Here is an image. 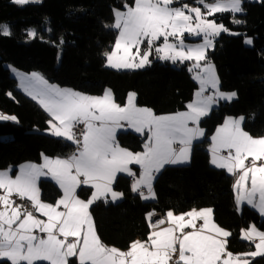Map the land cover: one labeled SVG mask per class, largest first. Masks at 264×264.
Here are the masks:
<instances>
[{"label": "snow or ice", "instance_id": "1", "mask_svg": "<svg viewBox=\"0 0 264 264\" xmlns=\"http://www.w3.org/2000/svg\"><path fill=\"white\" fill-rule=\"evenodd\" d=\"M12 2L25 6L40 0ZM173 3L174 0H135V7L125 5L126 12L114 9L116 22L110 27L118 29L119 35L113 49L104 55L106 65L116 69L143 68L152 62L150 57L154 54L160 60L173 63L196 61L194 67L200 72L194 79L200 82L201 88L185 112L155 116L150 109L136 107L135 93H130L127 104L120 106L115 103L111 90H105L102 97H92L48 85L37 73L30 78L22 77L24 90L51 115L48 121L51 134L77 144L78 154L68 159L45 157L43 165L23 167L14 179L8 172L0 171V190H3L0 204L5 209L0 211V261L4 264H71L70 258L74 257L78 264H172L177 252L175 264H250L248 259L228 251L232 233L212 222L211 208L191 209L179 215L168 210L166 219L158 220H153L155 211L146 213L151 229L148 239L132 241L126 252L103 244L89 213L90 205L105 193H110L113 201L123 196L113 190L112 184L118 173L135 175L129 167L131 164L141 169L132 191L138 192L142 200L155 199L153 181L165 165L190 162L193 141L204 135L201 118L209 115L218 100L231 101L237 96L236 92L220 91L215 66L208 62L206 53V49L213 47V38L230 30L207 17L223 12L242 13V0H215L214 3L198 0L206 11L187 4L177 8ZM233 23L243 24L244 21L233 19ZM185 34H203L204 43L186 47ZM0 35H11L8 25L0 24ZM28 35L31 38L36 33L28 30ZM170 37L178 43L169 42ZM161 38L163 44L157 45L156 41ZM245 43L251 45L252 38L247 37ZM201 61L205 64L201 65ZM208 89L214 91L205 95ZM243 120L244 117H228L217 128L212 137L210 162L238 175L233 185L238 203L246 201L264 216V137L254 138L244 131ZM0 121L19 122L16 116L4 114H0ZM122 121L137 133L145 134L147 130L143 152L133 153L116 142ZM190 123L193 126L190 127ZM78 124L84 125L80 136L74 131ZM177 142L181 146L179 150L173 147ZM221 149L228 150V155H219ZM49 175L63 193L55 205L42 202L37 187V180ZM249 180L250 188L246 187ZM81 185L95 189L87 201L77 195ZM145 188L147 194L143 191ZM13 195L21 201H30L33 211L12 200ZM60 206L64 210H58ZM36 213L47 219L38 218ZM197 220L203 223L197 225ZM165 224L168 226L160 227ZM189 228L192 231H186ZM37 231L44 235H36ZM241 231L243 240H259L256 251L244 255L264 257V231L254 225ZM69 237L74 238L73 242H67Z\"/></svg>", "mask_w": 264, "mask_h": 264}, {"label": "trees", "instance_id": "2", "mask_svg": "<svg viewBox=\"0 0 264 264\" xmlns=\"http://www.w3.org/2000/svg\"><path fill=\"white\" fill-rule=\"evenodd\" d=\"M215 0H207L213 2ZM198 0H174L173 6L196 5ZM135 0H40L18 6L12 0H0V24L11 35H0V113L14 115L18 123L0 121V170L25 162H39L43 156H68L75 150L68 141L47 133L50 120L40 105L24 94L4 64L24 72H38L55 85L86 95L100 96L110 89L117 104L123 105L129 93H135L138 107L156 115L180 112L193 99L197 83L185 64L176 67L154 61L145 69L116 71L106 67L105 53L112 50L118 31L114 9L132 7ZM244 13L216 14L212 19L232 33L220 34L207 55L220 81V90L236 92L230 102H219L204 117L200 126L205 134L193 145L190 162L168 165L154 181L156 198L144 201L134 194L130 181L120 176L114 188L123 194L121 201L99 200L90 208L97 235L103 244L126 249L135 240H147L150 233L146 213L176 214L191 209L211 208L215 222L232 233L228 251L250 253L254 245L240 238L243 228L255 226L264 231V219L249 206L236 210L232 176L210 164L208 146L216 128L226 117H244L243 128L254 137L264 136V0L245 2ZM233 19L244 21L233 23ZM108 25L109 27H105ZM28 30L36 35L29 37ZM253 43L247 46L245 39ZM61 40L63 43H61ZM118 143L134 152L141 151L144 137L120 133ZM41 198L52 203L60 197L52 182H40ZM90 188H81L78 196L86 199ZM71 264H78L75 258ZM0 264L4 262L0 261ZM45 264V263H38ZM250 264H264V257Z\"/></svg>", "mask_w": 264, "mask_h": 264}, {"label": "crops", "instance_id": "3", "mask_svg": "<svg viewBox=\"0 0 264 264\" xmlns=\"http://www.w3.org/2000/svg\"><path fill=\"white\" fill-rule=\"evenodd\" d=\"M132 7H135V3H134V5H133ZM121 11H122V12H126L127 9H125V10H121ZM115 21H116V17L114 16V22H115ZM118 35H119V31H118ZM162 41H163V38H161L160 40L156 41V44L159 43V45H161V44H163ZM114 45H115V44H114ZM114 45H113V47H114ZM113 47H112V49H113ZM110 68H112V67H110ZM113 69H116V68H113ZM9 71H10V74L12 73V74L14 75V78L16 79V81H17V83H18V88H19L24 94H26L27 96H29L30 98H32V96H30V95L24 90L23 82H22V77H29V78H30V77H31V74H33V73H37V74H39L40 77H42L44 80H46L45 77H44L43 75H41L40 73H38V72L24 73V72H21V71L15 69V68H14V70H12V72H11V70H9ZM46 81H47V80H46ZM47 82H48V81H47ZM48 85H54V86H56V87H58V88H60V89H68V88H63V87H60V86H58V85L52 84V83H50V82H48ZM197 85H198V89H200V88H201V84L197 82ZM38 87H39V86H38ZM106 90H110V89H106ZM199 91H200V90H199ZM220 91H221V90H220ZM74 92H76V91H74ZM78 93H80V92H78ZM225 93H226V92H225ZM230 93H231V92H230ZM81 94H82V93H81ZM104 94H105V91H104L103 94L100 95V96H94V95H87V96H92V97H102V96H104ZM111 94H112V91H111ZM129 94H130V93H129ZM129 94H128V96H127L126 102H125L123 105H120V106H125V105L127 104ZM84 95H86V94H84ZM205 95H206V93H205ZM112 97H113V99H114L113 94H112ZM195 97H196V94L194 93V95H193V99H192L189 103H192V102L194 101ZM32 99H33V98H32ZM234 99H235V98H234ZM33 100H34V99H33ZM35 101L38 103L37 100H35ZM114 101H115V100H114ZM219 102H230V101H229V100H218L217 103L214 104V105L212 106L211 110H212L213 108L217 107V105L219 104ZM115 103H116V102H115ZM189 103H188V104H189ZM38 104H39L40 107L45 111V113L48 115L49 119L51 120V119H52L51 115H50V114H49V113H48V112L42 107V105H41L40 103H38ZM134 104L136 105V107H138L137 104H136V97L134 98ZM188 104H187V105H188ZM138 108H141V107H138ZM141 109H144V108H141ZM185 111H187V106H186V109H185V110L180 111V112H185ZM176 113H178V112H176ZM153 114H154V113H153ZM172 114H175V113L164 114V115H163V114H162V115H156V114H154V115H155V116H166V115H172ZM226 118H228V117H226ZM226 118H225V119H226ZM232 118L237 119V118H239V117H232ZM202 119H203V118H201V120H202ZM225 119L223 120V122H222L218 127H220L221 125H223ZM244 120H245V118H244ZM244 120H243V122H242V128H243ZM97 123H98V122H97ZM121 123H122L123 127L117 129V132H116V142L118 143L117 138H118V135H119L120 133L131 132V133H133V134H135V135H137V136H140V137H144V138H145V141H144V144H143V148H142V150H141V151H138V152H143V151H144V145H145V143L147 142V137H148L147 130H145V134H140V133H137L134 129L128 127L127 122H123V121H122ZM189 126L191 127V126H193V125H191V123H190ZM200 127H201V126H200ZM218 127H217V128H218ZM49 128H50V125H49ZM201 128H202V127H201ZM217 128H216V130H217ZM202 129H203V128H202ZM203 130H204V129H203ZM216 130H215L214 133L212 134V136H211V138H210V144H209V146H208L209 160H210V161H211V159H212V151H211L212 146H213V140H212V137L216 135ZM243 130H244V128H243ZM244 131H245V130H244ZM47 133L50 134V135L53 136V137H56V136H54V135L51 134V132L49 131V129H48ZM204 134H205V131H204ZM251 136H252V135H251ZM252 137H254V136H252ZM260 137H264V136H258V137H254V138H260ZM56 138H61V139H64V140L68 141L66 138H63V137H56ZM203 138H204V135H203L202 137H199L198 139L194 140V141H193V145H194L195 143H197L198 141H202ZM68 142L71 143V144L74 146V148H75L74 152H73L72 154L68 155V156H56V157H47V156H43V157L40 159V161L37 162V163H36V162H25V163H22V164H20V165H18V166H16V167H9V168H7V169L0 170V171H6V172H8L9 176H11V177L14 179L15 176L18 175V174L20 173V171H21V169H22L23 167H27V166H30V165H37V166L43 165L44 162H45V157H47V158H49V159H53V160H55V159H57V158H60V159H68L69 157L73 156V154H78V146H77V144L73 143L72 141H68ZM118 144H119V143H118ZM175 145H178L177 150H179V148L181 147V146L179 145V143H178V142L175 143V144L173 145V147H174ZM193 145H192V148H193ZM119 146H120L121 148H125V147L121 146L120 144H119ZM125 149H127V148H125ZM128 150H129V149H128ZM129 151H131V150H129ZM191 151H192V149H191ZM131 152H133V153H137V152H134V151H131ZM219 155L227 156V155H228V150H226V149H221ZM190 156H191V154H190ZM248 159H249V161L251 160L250 157H249ZM187 163H188V162H187ZM187 163H184V164H177V165H185V164H187ZM258 163H259V162H258ZM210 164H211L213 167L217 168V167H216L215 165H213L211 162H210ZM169 165H171V164H169ZM165 166H168V165H165ZM129 167L132 169V171L135 173V175H134V176H129V175L126 174V173H118V174H117V178H116V180H115V181L113 182V184H112V188H113L114 191H116V189L114 188V185H115L117 179H118L120 176H125V177H127V178L129 179V181H130V188H131V191H132V185H133V183H134V180L137 179V178H139L140 173H141V169H140V166H139V165H135V164H131V165H129ZM219 169H220V168H219ZM223 170H225V172H226L227 174H229L230 176H232L233 185H234L235 182H236V180L238 179V175L233 179V176H234L233 174L228 173L226 169H223ZM45 171H47V169H45ZM157 176H158V175H157ZM81 179H82V178H81ZM42 180L50 181V182L54 183V184L59 188V185H58L54 180H52V178H51L50 175H49V176H42V177H40V178L37 180V187H38V189H39V193H40V182H41ZM154 181H155V179H154ZM154 181H153V188H154ZM250 186H251V183H250V180H249V181L246 182V187L250 188ZM83 187H85V188H90V189H91V194H90V196H89L88 198H86V199H83V198H81V197H79V196H78V197H79L80 199H82V200L87 201V200L91 197L92 192L95 191V189L92 188L91 185H86V186H85V185H81V186L77 189V195H78L79 190H80L81 188H83ZM59 190H60V197H59L58 199H60V198L62 197V195H63L62 190H61L60 188H59ZM143 191L145 192V194H147V189H146V188L143 189ZM116 192H118V191H116ZM132 192H133V191H132ZM119 193H121V192H119ZM133 193L136 194V195H139L138 192H133ZM233 195H234V200H235L236 210H237L238 213H240V211H241V209H242L243 206H249V207H251L252 209H254V210L259 214V216H260L262 219H264V216H261V214L259 213V211H258L257 209H255V208H253L251 205H249L246 201H240V202L238 203V201H237V192L234 190V188H233ZM139 196H140V195H139ZM256 198H257V199L259 198V193H257V197H256ZM40 199H41L42 202H45V201L42 200V198H41V194H40ZM58 199H57V200H58ZM121 199H122V197H120L118 200H121ZM57 200L54 201V202H52V203H49V202H45V203H49V204H53V205H55L56 202H57ZM99 200H104V201H109V202L113 201L112 198H111V194H110V193H105L103 196H101V197H100L98 200H96L94 203H96V202L99 201ZM118 200H116V201H118ZM153 200H154V199H149V200H144V201H153ZM29 202H30V201H29ZM30 203H31V202H30ZM94 203H93V204H94ZM93 204H92V205H93ZM92 205H90V207H89V213H90V208H91ZM204 209H207V208H204ZM3 210H5V209H4V206H3L2 204H0V211H3ZM58 210H61V211L64 210V209H63V206H60V208H59ZM197 210H200V209H197ZM186 213H187V212H186ZM163 214H164L165 217H166V213H163ZM174 214H176V213H174ZM36 215H37V217L40 218V219H45V220L47 219L46 217H43V216L40 215L39 213H36ZM90 215H91V213H90ZM176 215H179V214H176ZM186 219H187V218H186ZM210 219L212 220V222H214L215 224H217V223L215 222V220H214L213 212H212V216L210 217ZM202 223H203V221L201 220V224H202ZM201 224H200V225H201ZM217 225H218V224H217ZM167 226H168V225L165 224V225H161L160 227H167ZM218 226L221 227L220 225H218ZM250 227H251V226H250ZM250 227H248V228H243L242 230H248ZM221 228H223V227H221ZM223 229H224V228H223ZM225 230H226V229H225ZM150 231H151V229H150ZM37 232H38V231H37ZM38 233H39V232H38ZM43 235H44V234L40 233V236H43ZM38 236H39V235H38ZM241 236H242V231H241V233H240V238H241ZM60 238H62V237H60ZM241 239H242V238H241ZM73 240H74L73 237H69L68 240H67V242H68V243H71V242H73ZM242 240H243V239H242ZM244 241H247V242L252 243V244L254 245V250H253V252L256 251L255 245H256L257 243H259V240H258V239H255V238H254L253 240H244ZM108 247H112V246H108ZM117 249H119V248H117ZM128 249H129V247L126 248V249H119V250H121V251H125V252H126V251H128ZM244 254H247V253L234 254V255H240L242 259H248L249 261H251V259H253V258L261 257V256L251 257V256H247V255H244ZM74 258H75V257H74ZM70 259H71V258H70ZM75 260H76V262L78 263V259L75 258ZM38 263H45V264H47V262H36V264H38Z\"/></svg>", "mask_w": 264, "mask_h": 264}, {"label": "rangeland", "instance_id": "4", "mask_svg": "<svg viewBox=\"0 0 264 264\" xmlns=\"http://www.w3.org/2000/svg\"><path fill=\"white\" fill-rule=\"evenodd\" d=\"M262 0H242V3H241V6H243V4L245 3V2H249V3H259V2H261ZM215 1H213V2H208V3H214ZM174 7H177V8H180V7H182V6H174ZM191 8H195V7H200L201 9H202V11H206L204 8H203V5H201V4H199L198 2H197V4L196 5H191L190 6ZM116 10H118V11H120V12H122L121 10H119V9H116ZM187 11V10H186ZM225 13H229V14H232L233 16H235V15H241V14H243L244 12H242V13H231V12H223V13H216V14H225ZM215 14V15H216ZM193 16H194V13L192 14ZM114 16H115V14H114ZM208 19H212V16H209V17H207ZM215 21V20H214ZM116 22V21H115ZM115 22L113 23V25L115 24ZM216 22V21H215ZM217 23V22H216ZM217 24H220V23H217ZM113 29H116V28H114V27H112ZM117 31H119L118 29H116ZM222 33H225V34H228V35H232V34H230V33H232L231 31H229V32H222ZM221 33V34H222ZM220 36V35H219ZM219 36H217V37H215V38H213V47H211V48H208V49H206V53H207V55H208V53L210 52V51H212L213 49H214V46H215V41L218 39V37ZM169 42H171V43H178V41L177 40H175V38H172V37H170L169 38ZM162 43H163V41H162ZM204 43V36H203V34H201L200 36H196V35H188V34H185V36H184V44H185V46L186 47H196V46H198V45H202ZM157 45H159V43L157 44ZM247 46H250L249 44H246ZM142 48L143 47H146V45H142L141 46ZM133 52H135V49L133 48ZM153 52H154V49H153ZM152 57H154V61H160V62H163V63H170L171 65H173V66H176V67H181V66H183V65H185V64H188L187 65V69H188V71L191 73V76H192V78H193V80L197 83H200L197 79H194V77L200 72V69L199 68H196V67H194V65L196 64V61H194V60H192V61H184V62H179V61H177L176 63H173L172 61H170V60H160L159 58H158V56H156L155 54L154 55H152L151 57H150V59L152 58ZM152 61V60H151ZM138 62V61H137ZM208 62H210V61H208ZM152 63V62H151ZM151 63L150 64H148V65H146L145 67H143V68H124V69H113V68H110L109 66H107L106 65V67H108V68H110V69H113V70H116V71H129V70H137V69H145V68H147L148 66H150L151 65ZM201 63V65H204L205 64V61H201L200 62ZM211 63V62H210ZM212 65H213V63H211ZM4 67L6 68V69H8V70H11V72H12V70H14V67L12 66V65H10V64H4ZM190 69H192L191 71H190ZM11 75V77H13L14 78V75L11 73L10 74ZM216 75H217V73H216ZM219 88H220V85H219ZM199 90L200 89H196L195 90V94H196V97H195V99H194V101L196 100V98H197V93L199 92ZM212 91H214V90H212V89H208V90H206L205 91V93H206V95H208V94H210V92H212ZM221 92H224V91H221ZM226 93H230V92H226ZM32 99V98H31ZM35 101V100H34ZM232 101V100H231ZM36 102V101H35ZM39 103V102H38ZM210 113H211V110H210ZM210 113H209V115H210ZM1 114V113H0ZM198 142H200V141H198ZM189 163V162H188ZM187 163V164H188ZM119 201H121V200H118V201H111L112 203H117V202H119Z\"/></svg>", "mask_w": 264, "mask_h": 264}, {"label": "built area", "instance_id": "5", "mask_svg": "<svg viewBox=\"0 0 264 264\" xmlns=\"http://www.w3.org/2000/svg\"><path fill=\"white\" fill-rule=\"evenodd\" d=\"M74 131L77 133L78 136H80V135L82 134V132L84 131V125H83V124H78V125H76ZM174 148L177 149V148H178V145H175ZM247 163H248V161H246V164H247ZM236 176H237V175H234V176H233V179H234ZM0 195H3V190H0ZM11 199H12V200H15L16 203L24 204L25 207L28 208V210L33 211L32 206H31V203H30L27 199L21 201V200L19 199V197L15 196V195H13V196L11 197ZM155 213H156V215L153 217V220H158V219H161V218H165V219H166V217H165V215H164L163 213H161V212H155ZM196 224H197V225H200V224H201V220H197V221H196ZM186 231H192V229L189 228V229H186ZM35 234L40 236V233H38V232H36ZM176 259H178V252L173 256V262H172V264H175V260H176Z\"/></svg>", "mask_w": 264, "mask_h": 264}]
</instances>
